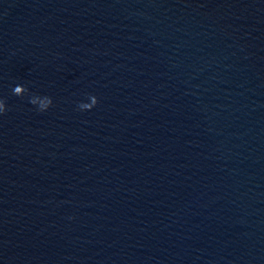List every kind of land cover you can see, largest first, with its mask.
I'll return each instance as SVG.
<instances>
[{
    "label": "water",
    "instance_id": "obj_1",
    "mask_svg": "<svg viewBox=\"0 0 264 264\" xmlns=\"http://www.w3.org/2000/svg\"><path fill=\"white\" fill-rule=\"evenodd\" d=\"M0 264H264V0H0Z\"/></svg>",
    "mask_w": 264,
    "mask_h": 264
}]
</instances>
